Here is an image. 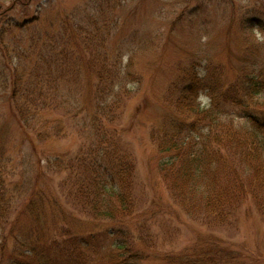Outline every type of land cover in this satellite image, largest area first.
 I'll return each instance as SVG.
<instances>
[{
  "label": "rangeland",
  "instance_id": "374dc122",
  "mask_svg": "<svg viewBox=\"0 0 264 264\" xmlns=\"http://www.w3.org/2000/svg\"><path fill=\"white\" fill-rule=\"evenodd\" d=\"M260 74L264 0H0V264H264L256 206L238 198L231 228L205 225L163 151L195 123L178 107L213 94L228 122L223 95ZM212 128L193 134L218 171L207 182L234 186L244 155ZM81 160L125 166L113 219L92 211L112 190L85 182Z\"/></svg>",
  "mask_w": 264,
  "mask_h": 264
},
{
  "label": "trees",
  "instance_id": "16d2710c",
  "mask_svg": "<svg viewBox=\"0 0 264 264\" xmlns=\"http://www.w3.org/2000/svg\"><path fill=\"white\" fill-rule=\"evenodd\" d=\"M230 88V93L228 95L226 93L223 95V103H227V109L223 106L222 111L223 115L228 116L226 117L229 120L228 122L221 121L220 123L218 119L220 115L216 114L217 105L219 104L216 96L213 94H210L211 104L205 110H199L198 107L187 102L183 108L178 107V110L182 111L180 115L183 114L184 111L191 112L194 116L195 123L190 122L189 130L177 128L180 138L176 137V139H173L163 148L164 152H169L171 154L170 160L165 162L173 163L181 157V171L180 173H176L178 179L175 176L176 182L173 184V188L178 190L177 195L181 199L189 200L188 203L190 207L192 206L193 210L195 209L196 212L203 211L205 214L204 224H207L209 227H216L210 222L213 221L218 222V226L220 227L231 228L236 209L239 205L246 202H235L238 198L241 200L248 199V202L245 204L256 206L257 210L264 216V76L262 74L252 77L243 76L239 81L230 85ZM226 89L227 88H225V91ZM232 114L235 116H232ZM233 118H239L241 122L244 123V130L242 132H239V130L234 127L233 121L231 120ZM23 120L26 121L25 119ZM203 122L205 124H202ZM198 124L203 127L198 128ZM212 125L216 128L219 127L221 133L224 134L223 144L226 138L230 140L228 142L229 144L235 142L241 149V154L244 155L240 176L237 175V170L234 171L233 166L230 165L227 169L228 173L232 175L235 182H237L234 186L230 183L228 187L222 188L219 184L212 185L207 182V175L209 173L215 175L218 171L212 166L211 162L213 161L211 159L213 158L210 151L206 156L207 136L196 137L197 135L193 134L197 132L198 129L208 130L209 133V129L210 132L213 131ZM182 135L184 136L181 137ZM192 136L196 137V139L192 138ZM215 140L218 141L219 138H215ZM234 148H236V146H234ZM239 154L236 155L239 156ZM78 164L82 165L83 169L85 168V182L89 185H93L94 183L100 186L102 190L101 193H104V190L107 191V185L104 181L100 180L101 178L104 179L105 176V182H108L107 184H109L110 190H112L109 194L110 197L107 196L98 199L92 206V211L99 217L110 220L113 219L118 210L117 204L121 207L125 206V199L121 198V196L114 191L115 180L118 181L122 178L121 175L124 173L123 170H125V166H120V164L116 166L118 171H114L101 167L97 160H94L91 164H87L85 160H81ZM166 165L167 163L162 166L164 167ZM96 166H98V168H96ZM103 172L110 174V181H108V177L104 175ZM245 176H249V184L247 185H244L243 182ZM88 177H94V179L91 180ZM235 195L236 199L233 202L231 196ZM116 196L118 200L112 198ZM185 204L186 202H182V206ZM98 205H103V208H99ZM121 250L125 251L126 246L122 247ZM221 252L222 251L217 252L218 254L216 256L219 255L220 257ZM198 259L201 260L202 258L199 257ZM230 259L233 261L235 257H230ZM228 260L229 257L225 256L223 260L220 261H211L207 259L200 261V264H227L226 261ZM16 261L13 264H15ZM188 263V260H186V264ZM17 264L29 263L20 261L17 262ZM121 264L125 263L121 262Z\"/></svg>",
  "mask_w": 264,
  "mask_h": 264
}]
</instances>
